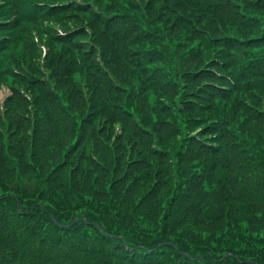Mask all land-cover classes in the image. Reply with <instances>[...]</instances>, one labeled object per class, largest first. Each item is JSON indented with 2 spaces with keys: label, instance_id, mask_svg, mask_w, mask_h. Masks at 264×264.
Here are the masks:
<instances>
[{
  "label": "trees",
  "instance_id": "trees-1",
  "mask_svg": "<svg viewBox=\"0 0 264 264\" xmlns=\"http://www.w3.org/2000/svg\"><path fill=\"white\" fill-rule=\"evenodd\" d=\"M17 8L16 19H0V31H9L0 36V82L12 91L5 117L0 110V154L11 166L0 155L1 172L18 167L26 150L39 173L40 160L58 155L70 133L67 159L80 146L72 172L97 188V178L108 182L100 188L106 193L128 181L120 201L144 180H156L148 194L155 196L170 177L178 182L172 201L159 205L165 219L180 205L172 223L186 217L193 196L203 213L243 198L260 203L264 216V0H48ZM18 195L15 205L30 201ZM44 202L52 204L54 225L74 218L61 199ZM96 207L79 219L112 236L114 256L127 253L113 264H221L229 255L218 254L223 248L235 251L227 264H264V236L209 232L218 257L208 253L204 261L186 255L184 245L147 240L150 219L131 227L128 214L116 211L110 222L108 208ZM155 224L162 236L165 224ZM0 231V250L7 244L0 259L33 264L43 256L15 229Z\"/></svg>",
  "mask_w": 264,
  "mask_h": 264
},
{
  "label": "rangeland",
  "instance_id": "rangeland-1",
  "mask_svg": "<svg viewBox=\"0 0 264 264\" xmlns=\"http://www.w3.org/2000/svg\"><path fill=\"white\" fill-rule=\"evenodd\" d=\"M2 1L3 0H0V3ZM205 56H207V53H205ZM4 86H7L6 83L0 82V105L2 102L3 105L5 104L4 102L7 98L6 96H8L9 93L8 89H3ZM256 91L259 92L258 89H256ZM6 106L7 104H5V108ZM17 127L18 124L16 123V127L14 129ZM17 134V138L22 136L21 133ZM71 135L72 134L69 133L64 137L65 140L61 144L62 151L60 149L61 152H59L58 155L52 153L53 150L49 147L52 151H50L49 156L40 160L39 173H36L34 168L29 165L28 161L31 160V154L29 152V155H26V150H24L23 153L25 156L20 157L18 167H16L17 169L14 167L10 169L2 167L3 171H0V197H3L4 194L13 193L14 195H11V197L15 198L18 194H21L25 200H30L24 202V210L29 211L33 206L39 204L43 208V211H45L46 206L43 205L46 203L44 200H47L49 196H53L57 200L61 199V201L66 204L69 209L68 214L74 218L76 216L84 215V213L89 210L91 204H96L97 207L108 208V210L112 213V215H107L110 222H116V217H113L114 212L116 211L128 214L130 218H127L124 222L129 224L131 227L137 226L142 228L143 225L141 219L145 217L150 219L148 222L155 227L154 233L146 236L147 240L165 244L176 243L172 245H176L178 247L184 245L187 250L186 255L204 261H209L207 258L208 253L214 254L216 255L215 257H218V251L216 250L218 246L213 244L215 238L210 237L208 234L209 232H219L228 228V230H231L233 236L246 237L252 236L253 234L255 236H264V221L260 219L264 216L263 214L256 212L261 207V204L258 202L241 198L237 201L222 202L220 206H212L211 208L206 209L207 211L203 213V210H199V200L193 196L192 199L186 202L191 205V208L185 209L187 212L183 213L186 214V217H184L181 222L179 221L180 224H177L176 221L172 223V220H179L178 212L181 208L180 205L171 206V211L167 213L166 219L163 214L165 209L159 205H167L171 203L172 195L178 184L177 180L172 182V179L169 177L165 181L162 192L159 194L157 193L155 196L154 194L151 196L148 194L154 190L156 180H149V182L144 180L141 182V187H139L137 191L124 195L126 201H120L119 198L120 196L123 197V194H121L120 191L126 188L128 181L124 185H121L122 183L117 184L113 188L105 186L111 190L109 193L100 189L102 183L108 182H103L102 180H99V178L96 180L99 188L94 187V182L85 183L84 180L86 179H84V176L78 177L72 172L79 160L78 149H80V146L77 145L70 158L67 159L69 149L73 148L71 145H69L70 147L65 148L71 142ZM63 139L61 137H57L55 142L60 143ZM164 145L166 144L161 143V147H164ZM15 148L16 146H11L9 149L13 151ZM31 149L33 150V147ZM17 153L18 152L15 150V154ZM0 155H3L4 164L8 165L7 167H11L7 161V154L2 153ZM66 159V168L60 169L59 171L56 170L61 163L66 162ZM109 160L110 164H112L113 161H111V159ZM102 161L106 163L107 159H102ZM87 162L89 161H84L83 163ZM60 167L61 166H59L58 169ZM85 167L89 170L90 165L86 164ZM212 175V181H217V174L213 173ZM178 190L181 194H184V192L185 194L187 193L182 188H179ZM38 191H42V194L40 195ZM37 196H39L42 200L37 199ZM88 196H92V200L89 199ZM4 199L9 200V198ZM56 203L57 201L55 204ZM51 205L52 204L48 205V211H51ZM203 207L208 206L203 205ZM76 210L79 212L84 211L82 214H77L75 212ZM101 215L102 214L99 212V214L95 216L99 217ZM160 215L162 218L159 220L158 217ZM36 216L37 214L35 213L28 217H24V219L35 221ZM119 220H121V218ZM157 222H163L165 224L162 236L155 233L158 230V227H156L155 224ZM125 223L121 222V224ZM25 226L28 225L25 224ZM131 232L132 230H128V233ZM138 241L143 240L139 238ZM170 244L167 245L171 247L172 245ZM218 254H229L226 258H224V260H222L224 264H227L230 262V259L234 257L235 251L229 252L228 249L223 248ZM222 262L220 263L223 264Z\"/></svg>",
  "mask_w": 264,
  "mask_h": 264
}]
</instances>
